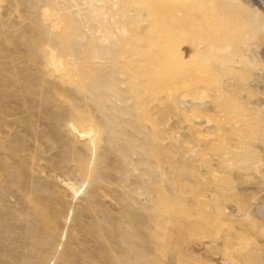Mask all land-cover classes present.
<instances>
[{
    "label": "rangeland",
    "instance_id": "374dc122",
    "mask_svg": "<svg viewBox=\"0 0 264 264\" xmlns=\"http://www.w3.org/2000/svg\"><path fill=\"white\" fill-rule=\"evenodd\" d=\"M262 15L0 0V264H256L264 67L189 55L259 42Z\"/></svg>",
    "mask_w": 264,
    "mask_h": 264
},
{
    "label": "bare ground",
    "instance_id": "6f19581e",
    "mask_svg": "<svg viewBox=\"0 0 264 264\" xmlns=\"http://www.w3.org/2000/svg\"><path fill=\"white\" fill-rule=\"evenodd\" d=\"M163 1V0H162ZM176 1H181V0H176ZM231 1H233V2H236V3H239V4H243L247 9H249V10H252V11H258V10H261L262 12H263V15H262V18H261V29H260V32H259V36H260V40H259V42H257V43H246L244 46H243V48H242V46H241V48L242 49H239V48H237L234 44H232L231 43V40H229V38L227 37H225V35H222V37L224 36V38H218L219 40L218 41H215V42H213L214 40H212V42L210 43V45L209 46H207V47H205V48H203L202 50H192V52H191V54L189 55V57H192V55L194 56L195 55V57L194 58H196V59H199V60H206V59H209L210 57H212V55H214L215 57H217V58H223L224 59V61L225 60H229V59H234V60H241V61H243V62H246L249 66L251 65L252 66V68H253V66H259V64L261 65V66H263L264 67V4H263V1L262 0H231ZM185 2V1H184ZM183 3V2H182ZM179 5V4H178ZM178 5H175V6H178ZM166 6V5H165ZM174 6V7H175ZM182 7V6H181ZM166 10V9H165ZM167 10H168V8H167ZM166 10V11H167ZM160 12H162V11H160ZM164 13V12H163ZM162 13V14H163ZM165 15H166V13H165ZM171 16H173L172 14H171ZM176 16V15H175ZM168 17V16H167ZM178 18V17H177ZM159 22H161L160 20H159ZM181 22H182V20H181ZM180 23V22H179ZM168 24V23H167ZM186 32V31H185ZM209 33V32H208ZM220 34H221V32H220ZM219 34V35H220ZM223 34V33H222ZM183 35V34H182ZM218 35V36H219ZM191 36V35H190ZM201 37H202V35H200ZM184 37V36H183ZM183 37H181V38H183ZM200 37V38H201ZM185 38H187V37H185ZM203 38V37H202ZM230 38H232V37H230ZM186 43V42H185ZM179 45V44H178ZM186 44H183V43H181V47H180V54H181V56H182V54H183V51H182V47H184ZM205 46V45H204ZM200 48V47H199ZM189 59V58H188ZM216 59V58H215ZM223 61V60H222ZM182 63H184V64H187V63H190L189 61H187V60H184V61H181ZM196 62V61H195ZM200 62V61H199ZM229 62H230V60H229ZM232 62V61H231ZM234 62V61H233ZM181 63V64H182ZM221 63V62H220ZM241 63V62H240ZM227 65H228V63H227ZM192 68V67H191ZM181 69V68H180ZM255 69V68H254ZM185 70V69H184ZM193 72H195V71H193ZM185 74V73H184ZM183 74V75H184ZM192 75H194V74H192ZM197 76V75H196ZM196 76L194 77V78H196ZM187 77V76H186ZM192 78H189V80L188 81H185V82H183L184 80L182 79V82H183V85L184 86H186L185 88H187V86H188V84L190 83L191 84V82H192V84H193V80H194V78H193V76H191ZM188 78V77H187ZM197 79V78H196ZM200 78H198V80H199ZM175 80V79H174ZM174 80H172V81H174ZM186 80V79H185ZM179 81V80H178ZM197 82V81H196ZM179 83V82H178ZM174 84V82H173V84H172V86L171 87H169L170 88V92H173V91H176L177 90V88L179 87H181V85L180 86H178L179 84ZM191 84V85H192ZM195 84H197L198 85V82L197 83H195L194 82V85ZM199 84H201L200 82H199ZM182 85V86H183ZM190 85V86H191ZM194 87V86H193ZM178 88V89H179ZM182 88V87H181ZM191 88V87H190ZM195 88V87H194ZM197 89V88H196ZM205 90V89H204ZM203 90V92H205ZM189 91H190V89H189ZM188 91V92H189ZM195 91V90H194ZM199 91L200 90H198V93H199ZM207 91V93H208V90H206ZM194 93H196V91L194 92ZM193 93V95H196V94H194ZM198 93H197V95H198ZM206 93V92H205ZM205 93H201V91H200V94H201V96H197V97H200V99L198 98V100H199V102L198 103H200V101H201V99H202V101L201 102H205L207 99H208V97H205L206 96V94ZM184 95V94H183ZM186 95V94H185ZM184 95V96H185ZM187 95H189V93L187 94ZM191 95H192V93H191ZM209 95V94H208ZM207 95V96H208ZM190 96V95H189ZM187 97V96H186ZM185 97V98H186ZM190 97H192L193 98V96H190ZM189 97V98H190ZM194 97H196V96H194ZM184 98V97H183ZM192 98L191 99H189V100H191L192 101ZM206 98V100L205 101H203V99H205ZM197 99V98H196ZM186 100H187V98H186ZM189 100L187 101V102H189ZM208 101H210V99H208ZM208 101H206V102H208ZM259 101V100H258ZM187 102H185V105L187 104ZM193 102H197V101H195V99L193 100ZM263 102H264V100H263ZM262 102V107L264 106V103ZM192 103V102H191ZM257 103V102H256ZM193 105H196V103H192ZM192 104H190L189 106H191ZM210 104V103H209ZM198 105V104H197ZM201 105V104H200ZM202 105L203 106H206V105H208V103H202ZM202 105L200 106V108L202 107ZM197 107H199V106H197ZM191 108H192V106H191ZM214 108V107H213ZM188 109V108H187ZM202 110L204 109V108H201ZM202 110H200L201 112H203ZM189 111V110H188ZM264 111V110H263ZM207 112H208V110H207ZM210 112H212V111H210ZM190 113H191V117L192 118H196V119H199L198 117H201V115H199L198 116V114H197V112H194V111H190ZM206 119V118H205ZM261 120V119H260ZM206 122V121H205ZM200 124V123H199ZM259 159V158H258ZM264 163V162H263ZM261 171H263L264 172V165L262 164L261 165ZM258 169V168H257ZM260 199V203L256 206V207H254L253 209H252V212H251V215L253 214V215H255L256 217H258V218H261V219H264V195H262L261 196V198H259ZM210 245V244H209ZM208 246V245H207ZM211 246V245H210ZM210 246H208V247H210ZM211 248H212V246H211ZM226 253V252H225ZM223 257H224V259H223ZM223 257H221V259L222 260H225L226 258H225V256H223ZM255 259H256V262L258 263V264H264V252H261V253H258L257 254V257H255ZM255 261V260H254ZM227 262H230V261H227ZM225 263V262H224ZM256 263V264H257ZM228 264V263H227Z\"/></svg>",
    "mask_w": 264,
    "mask_h": 264
},
{
    "label": "water",
    "instance_id": "95a60500",
    "mask_svg": "<svg viewBox=\"0 0 264 264\" xmlns=\"http://www.w3.org/2000/svg\"><path fill=\"white\" fill-rule=\"evenodd\" d=\"M263 1V4H264V0H262Z\"/></svg>",
    "mask_w": 264,
    "mask_h": 264
}]
</instances>
